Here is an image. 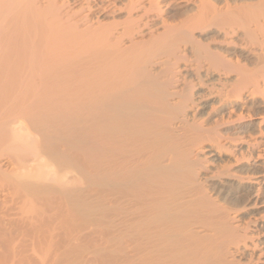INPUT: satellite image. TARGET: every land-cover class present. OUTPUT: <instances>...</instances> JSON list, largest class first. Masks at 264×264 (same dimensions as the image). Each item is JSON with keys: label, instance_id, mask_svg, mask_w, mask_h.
Masks as SVG:
<instances>
[{"label": "bare ground", "instance_id": "obj_1", "mask_svg": "<svg viewBox=\"0 0 264 264\" xmlns=\"http://www.w3.org/2000/svg\"><path fill=\"white\" fill-rule=\"evenodd\" d=\"M1 151L0 260L264 264V0H0Z\"/></svg>", "mask_w": 264, "mask_h": 264}, {"label": "rangeland", "instance_id": "obj_2", "mask_svg": "<svg viewBox=\"0 0 264 264\" xmlns=\"http://www.w3.org/2000/svg\"><path fill=\"white\" fill-rule=\"evenodd\" d=\"M13 111V110H12ZM17 110H14V112H16ZM5 150V151H4ZM13 150H14V147H12V148H10V147H6V148H4L2 151L3 152H7V153H11V152H13ZM1 151V153H3ZM33 151H35V148L34 147H20L19 149H18V152H20V155H22V157H23V154H25V153H30V152H33ZM0 153V164L2 163H5L4 165H3V167H4V169H7L8 168V170H11V168L12 167H10V165H9V163H8V160H7V162H6V153H5V155H4V153L3 154H1ZM8 156V155H7ZM3 157V158H2ZM2 158V159H1ZM33 157L32 156H30L29 155V157L27 158V159H32ZM4 159V160H3ZM27 160L26 158H22V160ZM2 161V162H1ZM7 164V165H6ZM9 165V166H8ZM68 173H70L71 172V168H68L67 170H66ZM31 179L32 180H38V178H33V177H31ZM11 182H13V179H7V178H2V179H0V189L2 188V186H1V184H8V183H10L12 186H13V184L11 183ZM81 186H82V184H81ZM20 189V187H13V189H11V190H5V191H3V194H4V192H5V194L6 195H3L2 194V191L0 192V194L2 195V198H4L5 196H7V195H9V193H17V191ZM28 199L29 200H35V198H34V196L31 194V193H28ZM2 208L3 207H0V209H1V211H4V210H2ZM47 211V209L45 208V207H43V206H41V205H38V204H32V205H27V206H25L23 209H19V210H14V212H12V213H15V217H16V219H20V220H22V221H24V220H28V219H35V220H37V219H39V218H41V216L43 215V213H45ZM42 214V215H41ZM0 216H2V215H0ZM14 217V218H15ZM70 217H68L67 219H63L64 220V222H65V227H64V229L65 230H63V231H60V233L61 234H59V237H57L58 238V243L56 242V243H54V245H56L57 246V244H58V246L60 245V244H64V242L63 241H69L70 239H72V238H76V237H78L79 236V238L81 239V238H87V236L89 235V238H90V241H89V238H88V240H84V239H81V240H83V242L82 241H79L78 243L79 244H81L82 243V245L84 244V247H87L88 249H87V253H84L82 256H83V259L85 258V260L84 261H90V262H87L88 264L89 263H91V262H94V261H92L93 260V258H96V256L97 257H100L99 255H96V256H94L93 254H91V252H93L94 250H92L91 251V249H94L95 247L97 248L98 246L97 245H99V243L101 244V241H94V239H91V238H95L96 240L98 239V235H100L99 233H101V231L98 233V231L99 230H101V228H93L92 227V225L91 224H89V223H86V222H84V221H78L77 222V220H75V221H73L72 220V218H70ZM5 220V221H4ZM7 221V222H6ZM2 222H4V223H2ZM10 221H8V220H6V219H3V220H1L0 221V223H2V224H4V226L5 227H2L1 225H0V227H2V228H0V229H2V230H0V248L2 247L3 249H0V253L2 252V253H4V252H6L5 250H7V246L8 245H10L9 243H10V241L9 242H7V238H6V236H8V233H7V230L5 229V228H7V223H9ZM13 223V222H12ZM14 227H15V225H14ZM4 228V229H3ZM17 228V227H16ZM18 229V228H17ZM16 229V230H17ZM97 231H96V230ZM67 232H68V237H69V235L71 236L69 239L68 238H66L65 236H67L66 234H67ZM92 232H95L96 234H94V233H92ZM19 233V232H18ZM92 233V235L94 234V235H96V236H90V234ZM98 233V234H97ZM103 233V232H102ZM88 234V235H87ZM85 235H87V236H85ZM1 236H5L4 238H6L5 240H6V246H4L5 245V241H4V238L3 237H1ZM76 236V237H75ZM23 237L22 236H20L19 235V237L17 238V240H21ZM64 238V239H63ZM25 240H26V242H27V244H30V241H29V239H30V237H25L24 238ZM68 239V240H67ZM56 240H54V242H55ZM86 241V242H85ZM60 242V243H59ZM63 242V243H62ZM95 242H97V244L95 243ZM17 243H19V241H16L14 244H17ZM66 243V242H65ZM90 243V244H89ZM94 244H96V246L94 245ZM4 246V247H3ZM11 246V245H10ZM31 246V244L29 245V247ZM57 246V247H58ZM61 247L63 246V245H60ZM59 246V247H60ZM29 247H27V249L26 250H24V253H23V256H17L16 258H10V259H7V256L6 255H3L2 257H1V260H0V264H20L19 263V259H21V258H23L24 256H27L28 257V259L27 260H22L23 262L24 261H27V263H25L24 262V264H44L45 263V260H46V257H47V250H46V248H36V247H33V245L29 248ZM91 248V249H90ZM4 251V252H3ZM88 251L90 252L89 254H88ZM2 255V254H1ZM26 257V258H27ZM29 257H30V259H29ZM100 258H102V256L100 257ZM100 258H98V259H100ZM104 258V257H103ZM19 260V261H18ZM29 260H31V261H29ZM95 260V259H94ZM104 260V263H108L105 259H103ZM102 260V261H103ZM21 262V261H20ZM86 263V262H85ZM86 263V264H87ZM21 264H23V263H21ZM109 264V263H108Z\"/></svg>", "mask_w": 264, "mask_h": 264}]
</instances>
